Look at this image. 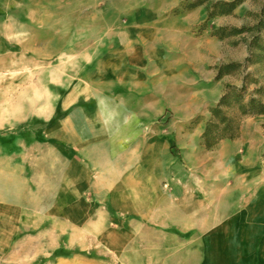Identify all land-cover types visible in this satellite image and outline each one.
<instances>
[{
  "label": "rangeland",
  "instance_id": "obj_1",
  "mask_svg": "<svg viewBox=\"0 0 264 264\" xmlns=\"http://www.w3.org/2000/svg\"><path fill=\"white\" fill-rule=\"evenodd\" d=\"M232 1L0 0V176L3 155L17 160L26 154L43 156L41 164L23 163L35 172L28 178L30 185H40L41 193L31 198L62 202L66 157L62 162L51 147L36 148L35 140L62 137L61 121L70 116L81 134H87V122L98 118L103 136L108 134L121 149L123 134L143 123L136 111L151 118L150 128H166L179 119L186 124L184 142L172 137L168 143L174 159L169 170H179L180 151L197 125H205L225 85L238 88L250 74L264 102V71L244 66L248 35H230L232 28L256 23L264 0H242L232 13L207 21L218 3ZM227 65L233 68L227 71ZM254 88L251 83L249 89ZM245 119L254 123L249 135L257 130L264 137V119ZM199 147L201 155L213 153ZM37 231L18 230L12 242H0V264H52L74 254L76 264L116 262L101 245L99 225L86 233L59 217L52 224L45 219ZM36 233L42 248L21 242V236ZM153 239L149 245L135 244L145 254L140 263L150 261L149 250L158 262L160 254L181 247L163 234Z\"/></svg>",
  "mask_w": 264,
  "mask_h": 264
},
{
  "label": "crops",
  "instance_id": "obj_2",
  "mask_svg": "<svg viewBox=\"0 0 264 264\" xmlns=\"http://www.w3.org/2000/svg\"><path fill=\"white\" fill-rule=\"evenodd\" d=\"M139 114L143 123L123 134L121 149L108 134L103 136L98 118L87 122V134L70 116L61 121L62 137L35 140L36 148L51 147L62 162L66 157L62 202L31 198L41 193L40 185H30L35 172L23 163L41 164L43 156L26 154L17 160L3 155L0 242H12L18 230L37 231L45 219L52 224L61 217L68 227L86 233L100 226L101 245L114 255L110 260L116 259L100 264H129L130 259L143 264L138 260L145 254L135 244L154 243L157 233L178 240L181 247L160 254L158 262L149 250L147 264H264V137L257 130L249 137L254 123L244 119L240 137L219 143L210 156L201 155L200 123L180 151L179 170L172 171L168 143L172 137L184 142L186 124L179 119L166 128H150L151 118ZM97 217L98 224L93 221ZM21 237V242L42 248L40 233ZM52 264H76V255Z\"/></svg>",
  "mask_w": 264,
  "mask_h": 264
},
{
  "label": "trees",
  "instance_id": "obj_3",
  "mask_svg": "<svg viewBox=\"0 0 264 264\" xmlns=\"http://www.w3.org/2000/svg\"><path fill=\"white\" fill-rule=\"evenodd\" d=\"M242 2V0H233L229 3H218L215 10L207 15V21L216 15H227ZM197 6L189 5L185 9H193ZM232 36L242 34L248 35L247 39V57L245 59V68L253 67V72L264 71V8L261 16L252 26L240 29H231ZM223 38L222 34H217ZM233 68L232 65L224 67L227 71ZM222 75V69H219L217 79ZM250 74L243 77L240 87L225 85L224 91L217 103L210 109V117L204 125L200 137V144L206 150L215 149L223 141H235L240 137L241 123L245 118L264 116V102L261 100V87L257 80ZM253 83L255 88L249 89ZM264 135V124L261 125Z\"/></svg>",
  "mask_w": 264,
  "mask_h": 264
}]
</instances>
